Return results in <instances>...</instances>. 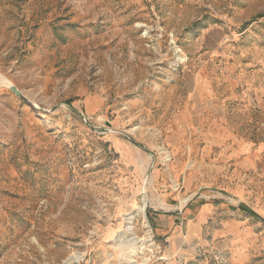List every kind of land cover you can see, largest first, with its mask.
Here are the masks:
<instances>
[{"label": "rangeland", "instance_id": "obj_1", "mask_svg": "<svg viewBox=\"0 0 264 264\" xmlns=\"http://www.w3.org/2000/svg\"><path fill=\"white\" fill-rule=\"evenodd\" d=\"M0 264H264V0H0Z\"/></svg>", "mask_w": 264, "mask_h": 264}, {"label": "water", "instance_id": "obj_2", "mask_svg": "<svg viewBox=\"0 0 264 264\" xmlns=\"http://www.w3.org/2000/svg\"><path fill=\"white\" fill-rule=\"evenodd\" d=\"M7 87H8L9 90H10L12 93H14L17 97H19V98H21L22 100L28 102V100L22 96V93H21V92H20V91L14 86V85H12L11 82H8ZM147 202H148V200L146 199V203H147ZM241 207L244 208L245 210L251 211V210H250L247 206H245V205H241ZM251 212H252V211H251Z\"/></svg>", "mask_w": 264, "mask_h": 264}, {"label": "bare ground", "instance_id": "obj_3", "mask_svg": "<svg viewBox=\"0 0 264 264\" xmlns=\"http://www.w3.org/2000/svg\"><path fill=\"white\" fill-rule=\"evenodd\" d=\"M144 203L146 202V200L145 201H143ZM145 205V204H144ZM144 205L141 207V209H140V212H142L143 213V207H144ZM131 217H127L126 218V221H127V224H128V226H127V229H126V231H131V225H130V222H131ZM131 242V245L133 244V242L132 241H130ZM131 249V248H130Z\"/></svg>", "mask_w": 264, "mask_h": 264}]
</instances>
